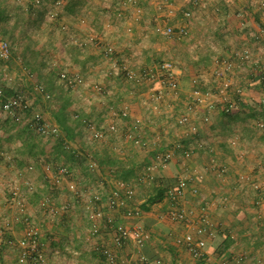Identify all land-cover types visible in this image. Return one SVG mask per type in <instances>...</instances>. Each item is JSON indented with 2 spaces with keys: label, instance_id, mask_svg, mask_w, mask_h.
I'll return each instance as SVG.
<instances>
[{
  "label": "crops",
  "instance_id": "obj_1",
  "mask_svg": "<svg viewBox=\"0 0 264 264\" xmlns=\"http://www.w3.org/2000/svg\"><path fill=\"white\" fill-rule=\"evenodd\" d=\"M57 1L61 2L62 10L53 22H48L45 13ZM206 1L208 8L197 11L189 23L190 39L183 40L177 36L163 38L155 28L183 26V12L196 10L187 0H146L139 10H126L123 20L114 14L119 0H42L39 9H35L34 0H0V9L6 18L0 21V29L12 43L13 61L16 64L15 58H22L25 68L36 76L32 87L25 86L27 97L33 110L40 111L48 122L59 127L61 133L58 142L37 136L27 127H17L9 132L10 121L0 117L1 264H17L14 246L25 233L26 221L41 231L45 264L102 262L93 249L100 244L112 245L107 224L99 222L98 231L94 230L81 202L73 198L69 182L75 183L77 190L100 191L102 181L98 178H109L102 183L112 189L115 182L108 175L109 167L102 165L101 160L110 158L117 167H129V164L139 167L141 163L150 162L159 150L176 141L177 128L172 123L185 108L192 78L202 80L200 87L205 92L213 86L211 66L215 56L228 58L244 47H249L257 55L264 49V32L261 40H251L240 26L243 16L248 27L257 30L261 25L264 29L259 12L250 7L249 0ZM216 9L220 12L217 13ZM72 38H97L103 47L111 44L120 63L136 73L154 70L165 61L173 62L179 74L180 99L170 104L174 100L166 98L157 112H146L140 98H146L157 87V82L142 79L139 83H131L123 77L107 75L110 64L105 61L102 48L89 45L81 50L70 42ZM61 71L82 77L84 85L75 91H66L59 83ZM230 79L233 88L241 90L244 105L227 117L216 104L209 109L207 104L213 101L208 98L205 105L192 115L197 123L204 115L209 116L210 121L200 123V137L206 140L207 150L198 149L186 168L191 178L190 186L199 189V196L193 197L190 193L186 196L184 208L190 211V223L171 222L167 218L171 204L165 200L142 211L149 193H142L137 188L141 182L133 181L137 189L133 205H139L142 212L138 222L150 234L144 247L150 264H264V132L255 126L256 120H264V109L261 113L256 109L264 91L252 83L249 70H236ZM95 84L109 90L111 95L95 93ZM36 85H45L52 100L45 101L35 91ZM132 91L134 96L129 93ZM122 107L129 109L131 120H144L140 136L146 141H159L158 148L149 146L140 156L137 154L139 149L130 143H117L113 135H108L92 148V155L87 154L88 158L76 156L78 153L69 155L63 150L59 154L57 150L64 149L65 144L78 148L69 137L80 132L83 120L101 125L113 108ZM74 114L78 119H72ZM60 115L66 127L58 121ZM233 137L237 138L235 147L228 143ZM209 148L213 149L212 153ZM86 149L89 152V148ZM121 149L123 153L119 152ZM91 161L99 167V171L93 174L85 169ZM45 164L65 165L74 175L56 184L53 181L55 175L45 171ZM30 165L33 170H28ZM179 170L178 161H174L160 173L164 177L176 178ZM219 171H223L220 177L216 175ZM195 174L202 176V180L195 178ZM241 177L245 181L241 182ZM93 180L97 181L93 183ZM27 183L33 185V194L27 192ZM254 185L259 189L254 190ZM45 197L51 198L56 206L68 204L71 209L51 221L38 209L39 201ZM102 209L115 222L124 221L121 220L122 212L111 213L107 208ZM204 213L215 233L207 242L205 260L195 261L184 247L175 243V239L193 232ZM66 248L76 249L81 254L75 257ZM55 250L60 254L56 255ZM133 253V246L128 245L118 255L130 264H139Z\"/></svg>",
  "mask_w": 264,
  "mask_h": 264
},
{
  "label": "built area",
  "instance_id": "obj_2",
  "mask_svg": "<svg viewBox=\"0 0 264 264\" xmlns=\"http://www.w3.org/2000/svg\"><path fill=\"white\" fill-rule=\"evenodd\" d=\"M21 1V0H16ZM146 0H119V6L115 8L114 14L120 19H124L125 11L128 9L139 10L142 2ZM193 3L196 10H187L183 12L184 25L175 29L173 26H157L155 31L157 34L166 39L178 37L180 39H190L189 23L194 19L197 11L208 8L206 0H187ZM42 5V0H34L35 9H39ZM251 8L256 9L260 14V20L264 23V0H249ZM27 9V8H26ZM62 10L60 1L54 3V6L45 13L47 21H54ZM217 13L220 9L215 10ZM241 28L246 30L247 37L251 40L259 41L262 38L264 29L261 25L257 30L246 25V21L241 16ZM72 44L85 50L89 45L98 46V41L95 38H86L77 40L72 38ZM102 48L103 57L109 62L110 70L107 72L116 77H123L131 83H139L142 79L149 81L155 80L157 87L151 91L146 98H140L146 112H157L159 106L166 100L168 96L174 97L176 100L181 97V88L179 83V74L176 66L171 61H165L155 67L154 70H147L141 73H136L133 70L127 69L116 58V50L110 44H105ZM213 49H215L213 47ZM12 59V43L3 37L0 32V62L6 64ZM18 63H22V58L17 57ZM249 70L252 83L257 84L264 91V49L255 55L249 47H244L235 51L231 57L215 56L211 66L212 88L205 92L198 88L199 79L194 77L191 79L192 89L187 93L185 99V108L173 123V127L177 128V139L168 148L158 151L150 162H148L138 175L137 181L141 184H152L155 182L156 175L160 171L166 170L169 165L178 161L183 173L179 175L175 184L168 186L167 197L165 201L171 204V208L167 213V218L171 222L189 224V212L184 208L186 196L188 193L193 197L199 196L197 186H190L191 178L188 177L186 168L189 160L196 154L198 149H206V140L200 137V123L207 124L210 121L209 116L204 115L200 123L192 119V115L197 113L198 108L206 103V99L211 98L213 103L207 104L209 109H212L213 104L219 107V110L224 114H232L236 112L244 103L240 89L233 88L231 75L236 71ZM5 71V70H4ZM29 77L33 73L28 69L25 72ZM107 74V75H108ZM59 83L66 91H75L78 87L84 85L82 77L70 75L66 71H61L58 76ZM13 93L5 97L0 90V97L3 98L0 105V117L11 119L18 127H27L35 135L46 140L53 139L56 141L60 137V129L58 126L48 122L40 111L33 110L28 97L16 88H11ZM95 93L102 96H110L111 92L100 85H94ZM35 91L42 96L45 101H51L52 95L46 90L43 85H37ZM131 96L135 92H129ZM140 97V96H139ZM244 105V104H243ZM257 112H262L264 109V93L256 104ZM72 119H78V115H72ZM144 125L142 118L130 119V112L127 107L113 108L107 116L104 124L97 125L93 122L83 120V127L87 132V138L92 142H102L108 135H113L117 140L128 142L132 146L139 149H148L149 146L158 148L159 141H146L141 138L140 133ZM259 131L264 132V120L258 119L255 124ZM232 147L237 145V138L233 137L228 142ZM66 149L70 147L65 144ZM209 153L213 152L209 148ZM73 152V151H72ZM123 153L122 149L119 151ZM75 153V152H73ZM28 170H33V166L27 167ZM44 169L48 173H53L55 176L53 181L56 184L62 180H67L73 177L74 173L65 165L51 166L44 165ZM87 169L90 172L99 171V167L93 161L87 164ZM223 171L217 172V176H221ZM198 180H202V176H194ZM241 182L245 181L244 177L240 178ZM73 198L81 202V207L87 218L93 223L95 231H98V223L105 222L107 224L108 233L111 235V246L106 244L97 245L93 249L102 258L100 264H130L128 261L121 260L118 255L126 246L132 245L134 248V257L139 264H150L147 256L144 253V247L150 239V234L143 224L138 222L141 215L139 208L133 205V199L136 194L134 182L128 184L116 182L112 189H107L102 183L100 191L97 190H72L76 189V184L69 182ZM27 192L34 193V187L31 183L26 184ZM254 190H258L257 185L253 186ZM102 208H107L111 213L122 212L121 220L115 222L114 218L105 214ZM38 209L42 214H46L51 221L71 209V206L64 204L56 206L51 198L45 197L38 203ZM20 219L17 218V221ZM28 223L25 233L18 240L14 249L17 251V264H45L44 245L41 243V231L34 225ZM215 230L209 222L208 216L204 213L198 219L193 232L187 233L182 237L175 239L178 246L186 249L188 254L195 260L200 261L205 254L207 242L214 237ZM3 248L2 232L0 230V251ZM73 256L78 257L81 253L76 249H65ZM56 255L60 254L59 250H55ZM160 264V262H157Z\"/></svg>",
  "mask_w": 264,
  "mask_h": 264
},
{
  "label": "rangeland",
  "instance_id": "obj_3",
  "mask_svg": "<svg viewBox=\"0 0 264 264\" xmlns=\"http://www.w3.org/2000/svg\"><path fill=\"white\" fill-rule=\"evenodd\" d=\"M123 20V19H122ZM48 22H52V21H48ZM0 32L2 33L3 37H4V34L3 32L1 31L0 29ZM5 38V37H4ZM96 40L98 41L99 43V40L96 38ZM111 45V44H110ZM100 46V44H98V47ZM114 47V46H113ZM15 61H16V64L15 62L13 61V56H12V59L6 64H3L2 62H0V77L2 78V82L4 85H7L8 87H13V88H16L17 90L21 91L23 94H25L27 96V92H26V89L27 87H25L26 85H28L29 87H32L33 84H34V79H35V74L33 73V76L32 77H29L28 75L25 74L26 72V68H25V65H24V62L22 60V63H18V61L16 60L15 58ZM106 61V59H105ZM108 62V61H107ZM160 62V61H159ZM109 64V62H108ZM5 70V71H4ZM110 70V68H108L107 72ZM106 72V73H107ZM135 72V71H134ZM143 72V71H142ZM108 74V73H107ZM110 75V74H108ZM83 79V78H82ZM95 85H99V84H95ZM37 86V85H36ZM45 86V85H43ZM94 86V85H93ZM101 86V85H100ZM102 87V86H101ZM36 88V87H35ZM47 90V89H46ZM167 98H170V100H174V101H170L172 103L170 104H174L175 102H178L174 97L172 96H168ZM183 100V99H182ZM184 101V100H183ZM198 110H200V107L198 108ZM198 112V111H197ZM2 120L4 121H10V123L8 124L7 128L9 129V132H12L14 129H16L18 126L11 120V119H4L1 117ZM94 123V122H93ZM174 123V122H173ZM172 123V124H173ZM170 126V125H169ZM60 137H61V133H60ZM59 137V138H60ZM59 138L57 139L58 142H59ZM69 139H72L74 142H76V146H78V148L76 147L75 149H73L70 146L71 150L73 152H75V155L78 153L79 157H82V156H86L87 158L89 157V155L91 156V151H92V148H94L97 143L99 142H92V141H89V139L87 138V132L85 130V128L82 126L80 128V132H77V133H73V136L72 137H69ZM169 140H172V139H169ZM104 141V140H103ZM102 141V142H103ZM70 142V141H68ZM121 142H124L123 140H117V143H121ZM101 143V142H100ZM86 144V145H84ZM81 146V147H79ZM83 148V149H81ZM86 148H89V152H86ZM136 148V147H135ZM136 149H139V148H136ZM146 149L142 150V149H139L140 153H137L138 155H140L141 153L145 152ZM89 154V155H87ZM130 154H133V152L131 151ZM141 156V155H140ZM148 163V162H146ZM146 163H141L139 165L140 169H142V167H144L146 165ZM144 164V165H143ZM178 165L180 166V163L178 162ZM52 166V165H51ZM85 169H87V165H85ZM88 170V169H87ZM89 171V170H88ZM90 172V171H89ZM161 172V171H160ZM158 172L157 174H160L161 175V178L163 179V181H167V185L168 186H172L173 184H175V181L177 179V177L179 175H181L183 173V170L180 168L179 170V173L176 175V178L175 177H164L162 175V173ZM95 173V172H92V174ZM216 174V173H215ZM217 175V174H216ZM157 177V175H156ZM109 180V178L107 179ZM107 180L103 179L102 177L98 178V181H102V182H106ZM97 180H93L92 182H96ZM102 182L100 183V185L102 184ZM155 186H156V183H152V184H142L140 187H137L138 189H141L140 191L142 193H144L145 191H147L146 194H150L153 192V190L155 189ZM81 187V186H80ZM84 188V187H83ZM86 188V187H85ZM72 190H77L76 189H72ZM81 190H84V189H81ZM90 190H93V189H90ZM135 190L137 191V189L135 188ZM137 194V193H136ZM135 194V196H136ZM140 200V199H139ZM138 205V204H137ZM137 208L139 207L136 206ZM188 211V210H187ZM190 213V211H189ZM1 252V251H0ZM16 256H17V252H16ZM16 260H17V257H16ZM1 264V263H0Z\"/></svg>",
  "mask_w": 264,
  "mask_h": 264
},
{
  "label": "trees",
  "instance_id": "obj_4",
  "mask_svg": "<svg viewBox=\"0 0 264 264\" xmlns=\"http://www.w3.org/2000/svg\"><path fill=\"white\" fill-rule=\"evenodd\" d=\"M4 14H5V12L0 9V21H5L6 18L4 16ZM13 54H15V53L13 52V49H12V56H13ZM203 60H205V58H203ZM199 82L200 83L198 85V88L200 89V91L203 92V89L200 87L202 80L199 79ZM0 90L3 93V96H5V97H8L13 93V90L11 89V87H8L7 85L3 84L1 77H0ZM2 101H3V98L0 97V105L2 104ZM232 114H225V116L229 117ZM57 119L61 125L66 127L65 126L66 122H65V120H63L61 115ZM66 134L69 136L70 132L67 130ZM62 150L64 153H66V151H67L69 153V155L75 156V153H73L71 149H65L64 148L61 150L58 149L57 151L60 154ZM64 153H63V155H64ZM66 155H65V157H66ZM76 156H79V155H76ZM109 159L110 158L103 159L100 162L102 165L109 167L108 175L111 176L112 181L115 183L116 182H123V183L130 184V183H132V181L137 179L138 173L141 172L140 167H136L133 164H131L132 166L129 164L128 165L129 167H126L125 165H123V166L118 165V167H117L116 163L113 160L110 161ZM155 183H156L155 189L153 190L152 193L148 194L146 204L143 205L141 208L142 211L148 210V206L159 203V202L165 200L167 197V192H168L167 181L166 182L163 181V179L161 178V175L157 174V177L155 179ZM204 260H205V256H203L200 261H204Z\"/></svg>",
  "mask_w": 264,
  "mask_h": 264
}]
</instances>
